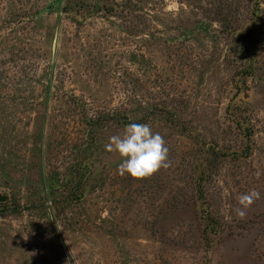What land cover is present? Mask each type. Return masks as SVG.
<instances>
[{
    "label": "rangeland",
    "instance_id": "rangeland-1",
    "mask_svg": "<svg viewBox=\"0 0 264 264\" xmlns=\"http://www.w3.org/2000/svg\"><path fill=\"white\" fill-rule=\"evenodd\" d=\"M0 264H264V0H0Z\"/></svg>",
    "mask_w": 264,
    "mask_h": 264
},
{
    "label": "clouds",
    "instance_id": "clouds-1",
    "mask_svg": "<svg viewBox=\"0 0 264 264\" xmlns=\"http://www.w3.org/2000/svg\"><path fill=\"white\" fill-rule=\"evenodd\" d=\"M108 152H116L121 163L117 173L121 176L141 179L149 177L162 168L170 167L168 148L159 133H154L148 124L130 123L124 127L122 134L113 135L105 145ZM260 198V193L251 190L239 196L237 216L243 219L245 209Z\"/></svg>",
    "mask_w": 264,
    "mask_h": 264
}]
</instances>
